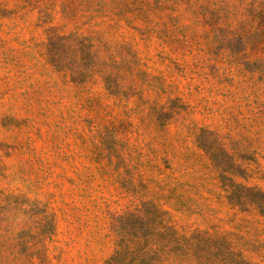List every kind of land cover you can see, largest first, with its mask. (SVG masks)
<instances>
[{
    "label": "rangeland",
    "instance_id": "1",
    "mask_svg": "<svg viewBox=\"0 0 264 264\" xmlns=\"http://www.w3.org/2000/svg\"><path fill=\"white\" fill-rule=\"evenodd\" d=\"M137 211L161 264H264V0H0V264H107Z\"/></svg>",
    "mask_w": 264,
    "mask_h": 264
},
{
    "label": "trees",
    "instance_id": "2",
    "mask_svg": "<svg viewBox=\"0 0 264 264\" xmlns=\"http://www.w3.org/2000/svg\"><path fill=\"white\" fill-rule=\"evenodd\" d=\"M120 222L121 239L107 264H161V253H166L172 244L190 241L184 235L177 237L175 228L170 225L166 226V234L160 233L157 220L144 219L140 211L127 214Z\"/></svg>",
    "mask_w": 264,
    "mask_h": 264
}]
</instances>
